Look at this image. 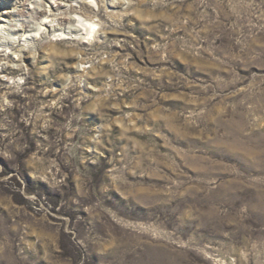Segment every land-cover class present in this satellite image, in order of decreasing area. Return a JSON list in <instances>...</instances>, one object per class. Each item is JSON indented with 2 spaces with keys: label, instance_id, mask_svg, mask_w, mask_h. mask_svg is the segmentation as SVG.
Segmentation results:
<instances>
[{
  "label": "rangeland",
  "instance_id": "rangeland-1",
  "mask_svg": "<svg viewBox=\"0 0 264 264\" xmlns=\"http://www.w3.org/2000/svg\"><path fill=\"white\" fill-rule=\"evenodd\" d=\"M31 1L0 0V264H264V0H42L55 32Z\"/></svg>",
  "mask_w": 264,
  "mask_h": 264
},
{
  "label": "bare ground",
  "instance_id": "bare-ground-1",
  "mask_svg": "<svg viewBox=\"0 0 264 264\" xmlns=\"http://www.w3.org/2000/svg\"><path fill=\"white\" fill-rule=\"evenodd\" d=\"M24 5H26V4H24ZM53 7H54V5H53ZM26 9H29L30 10V11H28V13L32 17H35V20L39 17V14H42V13L45 14L44 18L42 19L41 25L38 26V32H40L41 30H43L42 25H46L47 28H49V31L50 32L51 31L55 32L57 30V29L54 30L52 28L56 27L57 24H55V23L57 21H59V20L51 19L53 17V15L51 13V10H47L46 9V3H44L42 0H32L30 2V4H29V7L27 6ZM26 9H23V10H26ZM19 11H21V10H18V7L16 6L14 9H11L9 11L2 12V15H7V16L15 15V14H18ZM92 18L93 17H91V15L90 16L89 15L87 16V19H90L91 21H89V22H91V23H88L86 21L80 22V26L82 28L79 31H82V30L87 29V28L92 29L95 26V24L92 22ZM1 21H6L7 22L6 19H1ZM4 26L5 25H0V29H4ZM13 26H15V27H13V29H14L13 31H22V30H25V29L27 30V29H30L31 28V26L28 24V21H25L23 23L13 24ZM45 29L46 28H44V30ZM72 31L73 32L74 31L77 32L78 30L77 29H73ZM72 31L70 30L69 32L72 33ZM43 34L44 35L46 34L45 31H43ZM39 36H40L39 33H36V34H34L32 36V38H38ZM41 36L43 37V35H41ZM72 37H73V35H72ZM64 39H71V38L65 37ZM0 51H3V50H0Z\"/></svg>",
  "mask_w": 264,
  "mask_h": 264
}]
</instances>
